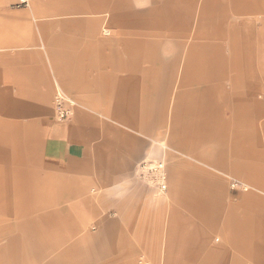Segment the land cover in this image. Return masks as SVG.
I'll list each match as a JSON object with an SVG mask.
<instances>
[{
	"label": "crops",
	"instance_id": "obj_1",
	"mask_svg": "<svg viewBox=\"0 0 264 264\" xmlns=\"http://www.w3.org/2000/svg\"><path fill=\"white\" fill-rule=\"evenodd\" d=\"M21 1L0 0V264H264V0Z\"/></svg>",
	"mask_w": 264,
	"mask_h": 264
},
{
	"label": "rangeland",
	"instance_id": "obj_2",
	"mask_svg": "<svg viewBox=\"0 0 264 264\" xmlns=\"http://www.w3.org/2000/svg\"><path fill=\"white\" fill-rule=\"evenodd\" d=\"M20 4H27L23 3L20 0ZM162 165V166H161ZM153 166H160L158 167L157 170H153L152 167ZM139 173V176H141L142 181L144 182L145 185H148L149 187L151 186V189L156 193V195L158 196V198L160 199L159 203H160V207H162L165 204V201L167 200V194L163 193L162 191V185L166 184L167 185V171H166V165L165 162L163 161H155V162H149L146 165H143V168ZM231 188L233 190H237L240 189V185H236L235 187H233V185H231ZM242 189V188H241ZM156 196V197H157ZM99 216H95V217H83V218H79V225H84L87 224L89 229H90V234L88 236L87 239H85V242H83L81 240V236H83L84 230H81L80 234L78 235V237H80V240L82 241L81 245L83 246V249H88L90 252L89 254L91 255L92 253V243L94 242V239L96 237V235L98 234V230H99V226H100V222L103 219V214H108L107 212H100ZM58 241H60L62 235L58 236ZM92 247V248H91ZM32 251H36V248ZM86 251V250H85ZM87 252V251H86ZM93 255V253H92ZM91 256H88L90 259H88L87 256H84L83 258H87L89 261L93 260L94 258ZM48 260V259H46ZM46 260H42V261H33L36 264H44V262H48ZM142 261V260H141ZM140 261V262H141ZM95 262H100V263H94V264H101L102 260L100 261H95ZM144 262V261H143Z\"/></svg>",
	"mask_w": 264,
	"mask_h": 264
},
{
	"label": "built area",
	"instance_id": "obj_3",
	"mask_svg": "<svg viewBox=\"0 0 264 264\" xmlns=\"http://www.w3.org/2000/svg\"><path fill=\"white\" fill-rule=\"evenodd\" d=\"M74 102L65 94L59 92L55 99V111L60 120H68L73 115ZM237 183L233 184L235 187Z\"/></svg>",
	"mask_w": 264,
	"mask_h": 264
},
{
	"label": "bare ground",
	"instance_id": "obj_4",
	"mask_svg": "<svg viewBox=\"0 0 264 264\" xmlns=\"http://www.w3.org/2000/svg\"><path fill=\"white\" fill-rule=\"evenodd\" d=\"M161 166H162V165H161ZM158 167H160V166H153L152 169H153V170H157ZM162 191H163V192H166V191H167V185H166V184H163V185H162Z\"/></svg>",
	"mask_w": 264,
	"mask_h": 264
}]
</instances>
